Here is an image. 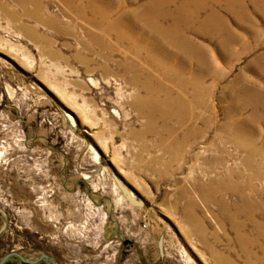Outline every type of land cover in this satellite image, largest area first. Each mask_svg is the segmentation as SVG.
<instances>
[{
  "label": "rangeland",
  "instance_id": "374dc122",
  "mask_svg": "<svg viewBox=\"0 0 264 264\" xmlns=\"http://www.w3.org/2000/svg\"><path fill=\"white\" fill-rule=\"evenodd\" d=\"M253 150L260 168L264 0H0V261L264 264Z\"/></svg>",
  "mask_w": 264,
  "mask_h": 264
},
{
  "label": "bare ground",
  "instance_id": "6f19581e",
  "mask_svg": "<svg viewBox=\"0 0 264 264\" xmlns=\"http://www.w3.org/2000/svg\"><path fill=\"white\" fill-rule=\"evenodd\" d=\"M150 21V24L152 25L153 23V20H151V19H149ZM98 23V22H97ZM151 29H155L154 27L153 28H151ZM109 31V30H108ZM126 35V34H125ZM172 41L174 40V38H172L171 39ZM176 42V41H175ZM131 44H132V42H131ZM176 44V43H175ZM135 45H137V46H139V47H141L140 46V44L138 43V42H136L135 43ZM139 49H141V48H139ZM149 50H151V47H149L148 48ZM138 50V49H137ZM148 50V51H149ZM140 51H142V50H140ZM141 54V53H140ZM176 72V71H175ZM178 73V72H177ZM138 77H140V76H138ZM183 80V79H182ZM198 82V81H197ZM185 82V81H182L181 83V86H180V88L183 90V91H185V92H187L188 94H191V92H190V87H195V89L193 90V92H192V99H191V101H190V103L192 102V105L195 103L196 104V106L198 105V106H201V104H202V90H201V87L202 86H199L200 85V83L198 82ZM140 83V82H139ZM152 99V98H151ZM178 100V99H177ZM188 101V100H187ZM181 102H182V100H181ZM184 102V101H183ZM186 102V101H185ZM152 106V105H151ZM190 106H191V104H190ZM162 107H164V106H162ZM166 107V106H165ZM170 107V106H169ZM178 107V106H177ZM161 108V107H160ZM179 108V107H178ZM183 108V107H182ZM191 108V107H190ZM194 108H196V107H194ZM158 109V108H157ZM165 111H167V110H165ZM182 111V112H181ZM193 111V110H192ZM161 112V111H160ZM174 112V111H173ZM153 113V112H152ZM159 113V112H158ZM165 113V112H164ZM167 114V113H166ZM172 114V113H171ZM175 114V113H174ZM174 114H172V116L174 115ZM183 114V115H182ZM191 114V113H190ZM176 115H178V117L180 118V116L182 115V117H183V119L186 117V115H185V113H184V110L183 109H180V110H178V112H177V114ZM175 115V116H176ZM161 116V115H160ZM187 118H189V117H187ZM193 127V126H192ZM195 127H193L192 128V130H193V133H192V137L194 136V137H197L198 135H199V133L201 132L200 130V132L198 131V129H194ZM247 151V150H246ZM257 154H259L258 152H256V151H248L247 153H246V156H245V158H244V160H243V165L244 166H246V167H248L249 168V170H250V172H251V174H249L248 176H246V179L243 181L244 182V185H247V187H250V188H252V191L253 192H257V191H259L256 187H255V185H253L252 184V181H255V179H257V178H260V177H263L264 176V170L262 169V167L264 168V163H262V165H261V167L260 168H255V167H257L256 166V163H254V160H253V157L254 156H256ZM96 159H99V157H98V155L96 156ZM116 182V181H115ZM117 184V183H116ZM117 186H118V184H117ZM117 188V187H116ZM118 188H119V186H118ZM120 189V188H119ZM263 191V190H262ZM261 192V191H260ZM251 201V200H250ZM247 207H252L253 209L255 208L256 210H259V211H262V210H264V201H261V202H255V201H251V202H249V201H247Z\"/></svg>",
  "mask_w": 264,
  "mask_h": 264
},
{
  "label": "water",
  "instance_id": "95a60500",
  "mask_svg": "<svg viewBox=\"0 0 264 264\" xmlns=\"http://www.w3.org/2000/svg\"><path fill=\"white\" fill-rule=\"evenodd\" d=\"M112 176L114 178V180L116 181V183L118 184L121 193L123 194V196L126 198L127 202L133 206V207H137V208H143L146 205V202L143 198L138 197L137 195H135V193L131 190V188L127 185V183L125 182V180L123 179V177L119 174V172L117 171H113ZM160 248L162 249V241H160ZM12 257H17L19 258L21 261L23 262H28V260L21 255L20 253L16 252V251H12L8 254H6L2 260L0 261V264H6L7 261L9 259H11ZM41 259H47L50 260L52 262V264H56L55 260L44 254L41 255L37 260H34V262H37Z\"/></svg>",
  "mask_w": 264,
  "mask_h": 264
},
{
  "label": "crops",
  "instance_id": "0c3cea01",
  "mask_svg": "<svg viewBox=\"0 0 264 264\" xmlns=\"http://www.w3.org/2000/svg\"><path fill=\"white\" fill-rule=\"evenodd\" d=\"M131 207H133V206H131ZM135 208V207H134ZM136 209V208H135ZM125 213H122V211H121V213L119 214V218H122V217H124V216H127L126 214L124 215ZM133 223V222H132ZM113 227L115 228V233L117 232H119V234H120V236H121V238H123V236L124 235H126V234H124V232H122V231H124L123 229L126 227V231H127V228H130V227H132L131 225H129V227H128V224L127 225H123L122 224V222H114V225H113ZM117 229H118V231H117ZM37 233V232H36ZM116 233V234H117ZM39 235V239L40 240H42V239H44V237L46 238V243H51L50 241H55V242H52V243H57V241L56 240H54V239H57L58 238V235L56 236V232H54V231H48L46 234H43V233H39L38 234ZM44 235V236H43ZM138 235V234H137ZM126 237V236H125ZM141 237H139L138 236V243H144L145 244V241H150L149 240V238H150V234L149 233H146V237H144V238H141ZM33 242V241H32ZM32 242H28L27 241V243L29 244V243H32ZM34 243V242H33ZM140 249L142 248V247H144V246H138ZM42 254H48V255H54V257L56 258V260L58 261V264H65V263H61L60 262V260H59V258H58V256L57 255H55V254H53L52 252H50V251H43V253H41V255ZM9 263H10V261H9ZM17 264H23V263H21V262H18Z\"/></svg>",
  "mask_w": 264,
  "mask_h": 264
},
{
  "label": "flooded vegetation",
  "instance_id": "af4514ba",
  "mask_svg": "<svg viewBox=\"0 0 264 264\" xmlns=\"http://www.w3.org/2000/svg\"><path fill=\"white\" fill-rule=\"evenodd\" d=\"M35 244V243H34ZM33 244V245H34ZM29 245H30V249H32V244L31 243H29ZM32 245V246H31ZM43 247V245L40 247V248H42ZM41 253H43V251H41L40 252V254H38V255H36V256H33L32 254H26L25 255V258L28 260V262H23V261H21L19 258H17V257H12L11 259H9L8 261H10V264H17L18 262H21V263H23V264H52V262L50 261V260H47V259H41V260H39V261H37V262H34V260H37L40 256H41ZM53 254H55V255H57L55 252H52ZM42 255H44V254H42ZM46 255H48V254H46ZM48 256H50V257H52L54 260H55V262H56V264H58V261L56 260V258L54 257V255H48ZM59 258V257H58ZM60 260V259H59ZM7 261V262H8ZM61 262V261H60ZM76 263V262H75ZM65 264H69V263H65ZM71 264H74V261H71ZM77 264V263H76Z\"/></svg>",
  "mask_w": 264,
  "mask_h": 264
},
{
  "label": "built area",
  "instance_id": "2783aa9c",
  "mask_svg": "<svg viewBox=\"0 0 264 264\" xmlns=\"http://www.w3.org/2000/svg\"><path fill=\"white\" fill-rule=\"evenodd\" d=\"M103 207V206H102ZM96 212L97 213H99V210H98V207H97V210H96ZM107 218V214L106 213H104V219H106ZM120 245H121V243H120Z\"/></svg>",
  "mask_w": 264,
  "mask_h": 264
}]
</instances>
